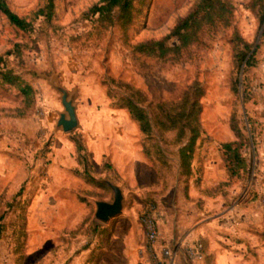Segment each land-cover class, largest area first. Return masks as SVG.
I'll use <instances>...</instances> for the list:
<instances>
[{
  "label": "rangeland",
  "instance_id": "374dc122",
  "mask_svg": "<svg viewBox=\"0 0 264 264\" xmlns=\"http://www.w3.org/2000/svg\"><path fill=\"white\" fill-rule=\"evenodd\" d=\"M48 1L7 0L32 23L26 31L0 12V70L13 69L32 88L23 97L0 76V264L55 263V251L49 248L56 243L75 251L96 246L103 224L123 214L139 221L149 202L158 207L161 242L179 248L184 264H264V210L259 204L264 193V6L229 0L230 26L205 27L178 58H158L136 52L134 44L167 34L196 0H135L134 18L126 28L86 18L98 0H52L51 18L36 17ZM241 40L254 50L248 67H239ZM169 42L174 45L176 39ZM195 81L203 89L201 132L189 167H182L179 148L189 132L179 130L186 119L178 118L173 129L151 121L144 133L118 100L138 90L135 98L148 113L161 103L171 111L178 106L176 110H189L185 92ZM57 87L74 96L78 125L67 132L56 126L64 111ZM94 115L100 136H131V159L104 150L100 164L95 161L88 143ZM126 117L130 122L124 124ZM232 124L246 139V167L229 179L221 143L236 138ZM103 179L119 186L124 198L122 212L107 222L94 217L96 201L113 200ZM210 221L211 230L205 226ZM52 232L61 238H49ZM186 238L204 243L203 260L185 262L181 246Z\"/></svg>",
  "mask_w": 264,
  "mask_h": 264
},
{
  "label": "trees",
  "instance_id": "16d2710c",
  "mask_svg": "<svg viewBox=\"0 0 264 264\" xmlns=\"http://www.w3.org/2000/svg\"><path fill=\"white\" fill-rule=\"evenodd\" d=\"M134 1L135 0H98L90 6L85 12L86 18L96 17V20L111 25L119 24L122 28H126L134 18ZM264 6V0H254L252 7ZM264 9V8H263ZM0 12L7 18L8 22L16 28L26 31L32 28V23L26 18L20 17L8 5L7 0H0ZM53 14L52 0L35 11V16H44L50 19ZM233 20V7L229 0H196L190 7L189 11L180 17L170 31L159 39H149L134 44V50L138 53L154 55L158 58L175 57L178 58L181 50L187 48L198 40L200 33L205 27L214 25L230 26ZM261 23H264V11L260 15ZM176 39V44L171 45L170 40ZM242 41V40H241ZM243 50L238 52L239 67H248L253 64L254 50L252 46L242 41ZM3 59L0 57V64ZM1 81L9 85H16L23 97L28 96L32 92V88L28 84H22L20 76L13 69L0 70ZM129 88V87H128ZM130 89V88H129ZM236 91V90H235ZM109 92V90H108ZM140 95L138 90H131L130 94L120 97L118 107L126 108L133 120H135L142 132H148L151 128V121H154L161 129L176 128L178 118L186 119L183 128H187L189 132L188 141L179 148L180 166L189 167L190 160L193 156L195 143L200 136L199 122V98L203 95V89L199 82H193L186 90L185 95H190V107L187 109H177L171 111L159 104L151 113L141 106V100L135 98ZM232 130L235 133V139L221 143L222 159L228 178L239 176L240 171L246 167L245 158L242 155V148L246 144L237 125L232 124ZM178 131V132H179ZM181 133V132H179ZM24 256L25 254L22 253Z\"/></svg>",
  "mask_w": 264,
  "mask_h": 264
},
{
  "label": "crops",
  "instance_id": "0c3cea01",
  "mask_svg": "<svg viewBox=\"0 0 264 264\" xmlns=\"http://www.w3.org/2000/svg\"><path fill=\"white\" fill-rule=\"evenodd\" d=\"M124 115L126 114L124 113ZM97 117V115L92 116L91 126L93 129L91 131L93 136L92 139L88 141L89 149L92 150V156L94 157L95 161L100 164L99 161L104 155V150L109 151L111 155L121 153L125 158L131 159L134 152L132 149L135 150V147L133 146L135 142L131 141V136L129 134H123L116 137L111 136L110 140H108L107 137L100 136L97 134L99 133L100 128L99 118ZM111 117L112 113L109 111L107 114H105L103 120L107 123ZM126 122H130L128 117H126V120L124 118L122 121L124 124H126ZM95 132L96 135L93 134ZM112 167L115 166L113 165ZM207 173L210 175V171ZM212 181H216V179L213 178ZM257 206V203H253V207L256 210ZM213 223L214 222L211 221L208 222L205 225L206 229H213ZM109 225L112 226L110 231L105 229V227H108ZM101 227L103 230L98 231L96 234V238L100 237V241L96 244V246L95 243H93L87 248H81L75 251L76 248L74 247L71 249V247L69 248L67 245H65V247L60 248L56 243V248H49L50 252L54 250L56 253L55 254L51 252L52 255H55L54 259H56L55 263L52 264H136L138 262L148 261V254L144 248L145 232L136 216H131V214H123L119 219L113 221L112 224H103ZM37 233L40 240L44 238V233L41 231ZM37 233L34 232V236L37 235ZM58 237L61 238V236H58L56 232H52L50 233L49 238L57 240L59 239ZM101 239L104 241H101ZM185 240H187V238L182 241L184 242ZM164 244L166 243L164 242ZM68 254H70L71 258L62 259V256L66 257ZM51 259L52 258H50L49 261L50 263ZM181 262L183 263L182 259ZM220 263L221 261L218 260L217 264Z\"/></svg>",
  "mask_w": 264,
  "mask_h": 264
},
{
  "label": "built area",
  "instance_id": "2783aa9c",
  "mask_svg": "<svg viewBox=\"0 0 264 264\" xmlns=\"http://www.w3.org/2000/svg\"><path fill=\"white\" fill-rule=\"evenodd\" d=\"M259 204L264 210V193ZM139 222L145 232L144 248L148 254V261L136 264H183L180 259L179 248L170 247L160 240L161 229L158 222V207L155 203H146L141 208ZM181 249L185 262H198L204 259L205 246L200 239L185 240Z\"/></svg>",
  "mask_w": 264,
  "mask_h": 264
},
{
  "label": "water",
  "instance_id": "95a60500",
  "mask_svg": "<svg viewBox=\"0 0 264 264\" xmlns=\"http://www.w3.org/2000/svg\"><path fill=\"white\" fill-rule=\"evenodd\" d=\"M57 90L61 92V104L64 111L59 114L56 126L67 132L74 129L78 125L76 107L73 103L74 96H68V93L60 87H57ZM101 181L106 182L112 189L113 200L111 202L103 200L96 201L94 217L100 221L107 222L110 218L116 217L122 212L124 198L119 186L105 179Z\"/></svg>",
  "mask_w": 264,
  "mask_h": 264
}]
</instances>
